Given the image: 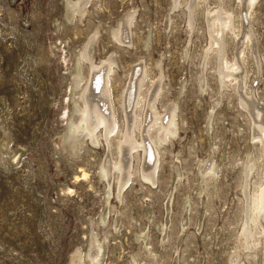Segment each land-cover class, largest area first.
Listing matches in <instances>:
<instances>
[{
    "label": "rangeland",
    "instance_id": "1",
    "mask_svg": "<svg viewBox=\"0 0 264 264\" xmlns=\"http://www.w3.org/2000/svg\"><path fill=\"white\" fill-rule=\"evenodd\" d=\"M76 1L0 0V264H91V246L97 240L102 243L100 264H133L134 259L139 264H229L238 245L242 166L252 141L251 127L235 98L225 102L224 95L213 119L215 73L208 72L204 92L199 86L203 55L211 46L203 13H212L217 1L208 0L194 10L191 34L182 13L186 8H175L173 0H91L82 18L72 14ZM224 1L227 9L239 5L241 36L249 27L254 32L245 49L246 63L238 60L246 89L252 86L263 105L264 0H256L255 15L249 17L245 0ZM129 14L134 20L126 26ZM115 28L122 29L125 48L113 38ZM94 36L91 58L100 66L98 74H88L80 56ZM240 45L238 38L228 40V59ZM110 57L118 64L110 83L118 125L125 122V114L116 98L132 73L129 100L144 73L146 97L157 84L162 86L160 111L172 103L178 106L179 138H171L163 146L166 150H160L157 186L138 177L134 159L123 201L106 195L105 142L93 144L88 137L77 144L72 133L78 60L84 63V77H100ZM240 89L246 98L244 86ZM130 103L127 116L134 121L137 107L132 113ZM143 118L149 120L146 106ZM213 154L219 168L210 188L213 197L208 198L200 195L199 173ZM180 160L183 175L178 179L173 166ZM172 195L173 212H168ZM189 197L197 207L185 237L181 227L188 221ZM165 226L169 237L162 243ZM143 234L149 235V249L158 258L144 255L138 239ZM255 251V256L243 257L245 264H264L263 248Z\"/></svg>",
    "mask_w": 264,
    "mask_h": 264
},
{
    "label": "bare ground",
    "instance_id": "2",
    "mask_svg": "<svg viewBox=\"0 0 264 264\" xmlns=\"http://www.w3.org/2000/svg\"><path fill=\"white\" fill-rule=\"evenodd\" d=\"M90 1L91 0H77L76 2L72 3V14H74L75 17L78 16L79 18H82L86 12V6ZM207 1L208 0H173V6L175 8H186L184 9L185 11L182 9V13H184L186 16L185 19L189 29V32L187 31L188 34H191V32L195 29L194 27L196 24L193 16L194 10H199L200 6H202ZM216 1L217 6L212 13H203L205 16L206 31L209 36H211V41H209L211 46L206 49L207 52L203 55L204 60L200 71L201 79L199 86L203 91V85H207L208 72L211 71L212 73H215V81L217 82V98L210 107V113L213 116V119L216 116L217 107L222 101V97L226 95L225 102L232 101L233 98H235L238 105L242 109L243 116L247 119L246 122L251 127V132L249 133V142L251 139L252 143L250 142V144L252 150L248 152V158L242 166L244 180L241 182L242 193L238 198L242 216L241 226L238 233L236 234V243L238 245L236 244L237 246L234 248V252L230 255L229 260V264H245L243 257L255 256V250H257L259 247H262L264 250V219H262V214H264V103L263 105L259 104V100L255 96L252 86L246 89V83L244 80L246 75L243 72H240L242 68L240 61H242L243 64L246 63L244 62L247 60L244 55L245 49L249 47V43L252 40L254 32L252 33L253 30H251L249 27L248 30L246 29V32L242 33L241 36L242 15L241 12L238 11L239 5H237L236 8L227 9L224 0ZM245 3L247 16L248 14L249 16L255 15L253 14L255 13L253 11V6L255 5L256 0H245ZM252 18L253 17H251V19ZM132 20H134L133 15H130L124 21L125 25L131 26ZM120 26L118 25V27ZM121 28H115L112 36L120 45V47L123 48L127 43L123 40L124 38L122 39ZM97 36H94L87 44V47H84L81 51L80 58L84 59V62H87L88 74L89 72L91 74H98V66H100L99 64L97 65L94 61H92L91 58L92 46ZM231 37H234V39L238 38L239 42H241V45L236 47L233 58L228 59L227 52L229 50L227 49V44ZM252 42H254V40ZM249 49H251V47ZM239 57H241L240 61L238 60ZM116 60L117 58L115 59L113 57L108 59L106 65L104 66V73L102 76H90L87 78L86 76L84 77V74L81 71L83 62L82 60H78L79 70H77L78 72L75 78V87H79L78 93L76 94V96L78 95V103L76 102L77 105L75 104L77 118L72 120V133L76 138L77 144L84 142L83 140L87 139L88 137L93 144L97 143L100 145V143L105 142L106 147L104 146V149H107L108 154L102 168V178L107 183L106 189L108 190L106 195L108 199L111 196H113V198L115 196L117 200L121 201L122 199L123 201L124 195L126 193L124 192L125 186L129 181L132 183V175L134 173V159L137 161L135 173L138 175V177H141L142 180L147 184L157 186L158 169L160 167V150L161 152L166 150L163 146L166 145V143L169 144L171 138H175L177 136L179 138V128L177 124L178 106L175 103H172L169 106L163 107V111H160L158 109V100L161 97L162 86L157 84L158 86H155V90L149 92L148 97H146L144 91L142 90L145 84L144 82L147 78V74L144 73L141 74L138 80L134 98L129 100L128 90H130V81L133 79L132 73L129 77L128 85H125V89L123 88V93H120L119 98L115 97L117 103L120 104L121 108H123V114H125V117H123L125 122L122 121L119 123L120 125H118L113 105L114 99L112 97L110 87L112 79H114L116 76V68L118 67ZM255 60L258 66L259 61H257L256 58ZM160 63L157 64L159 72L161 71ZM144 70L146 69L144 68ZM160 77L162 78V76ZM242 85L244 86L243 93L245 94L246 98H244L240 93V87ZM145 101H147L146 105H144ZM129 103L132 104V113L134 107H137L135 116L133 115L135 118L134 121L127 116V108L130 107ZM145 106L149 117L148 121L143 118V109ZM114 141L116 143V158H114V154L112 153V143ZM218 168V160L213 154L211 155V159L205 165H203L202 171L199 173L202 184L200 195H205L208 198L213 197L212 192H210V188L214 187L216 178L218 176V173H216ZM173 170L178 179H181L183 175L181 160L180 165L178 163L174 164ZM114 190H116V194ZM252 190L255 191L254 194ZM192 202L193 201H191L189 197L188 207L186 206L188 221L181 227L182 231L185 232V237L188 235L187 228L190 224L191 213L197 207V205ZM174 203L175 197L172 195L169 197L168 202L166 203V211L173 212ZM184 220H186V218ZM160 232L163 235L161 242L165 243L169 237L167 226L162 228ZM148 237V234H143L138 237V239L141 240L144 250L142 251L144 255H146L150 260H154L158 257L156 252L149 249V243L147 242ZM91 247L92 251L94 252L92 255H90L91 264H100L102 252L101 240L95 241ZM133 264H139V262L134 259Z\"/></svg>",
    "mask_w": 264,
    "mask_h": 264
},
{
    "label": "snow or ice",
    "instance_id": "3",
    "mask_svg": "<svg viewBox=\"0 0 264 264\" xmlns=\"http://www.w3.org/2000/svg\"><path fill=\"white\" fill-rule=\"evenodd\" d=\"M262 219H264V214H262Z\"/></svg>",
    "mask_w": 264,
    "mask_h": 264
}]
</instances>
